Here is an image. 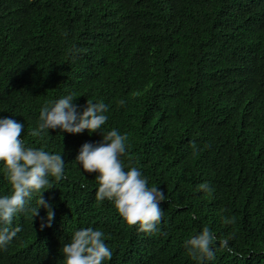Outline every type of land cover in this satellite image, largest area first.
Listing matches in <instances>:
<instances>
[{
  "label": "trees",
  "instance_id": "trees-1",
  "mask_svg": "<svg viewBox=\"0 0 264 264\" xmlns=\"http://www.w3.org/2000/svg\"><path fill=\"white\" fill-rule=\"evenodd\" d=\"M69 94L78 112L88 99L107 106L101 133L30 135L40 109ZM0 118L65 161L42 193L51 226L40 228L43 207L29 211L33 193L0 264H64L63 244L88 227L105 234L104 264H264V0H0ZM113 129L127 135L125 169L166 195L152 233L97 200L96 173L75 161ZM11 191L0 162V196ZM205 226L215 258L199 262L184 242ZM224 238L236 255L220 249Z\"/></svg>",
  "mask_w": 264,
  "mask_h": 264
},
{
  "label": "clouds",
  "instance_id": "clouds-1",
  "mask_svg": "<svg viewBox=\"0 0 264 264\" xmlns=\"http://www.w3.org/2000/svg\"><path fill=\"white\" fill-rule=\"evenodd\" d=\"M74 94L46 103L40 109L38 127L30 132L33 137L40 136L49 129L59 128L63 132L78 134L87 130L90 134L100 132L108 117L107 106L88 99L82 112H78ZM123 105L124 101H120ZM24 125L11 118H0V162L3 163L6 178L12 191L0 196V248L6 246L22 229L11 227L14 216L25 211L33 193H39L38 207L29 211L33 217L43 207L46 218H42L41 230L51 226L55 213L53 207L42 196L50 189L49 176L56 181L64 178L65 161L61 153H49L43 148L27 147L22 137ZM101 133V132H100ZM127 135L113 129L102 134L99 143L85 142L79 149L75 161L86 173H96L98 184L96 199L113 202L118 214L129 226H139V231L152 233L163 218L160 207L166 201V195L158 187L148 186V180L135 166L127 170L121 160L126 154ZM131 165V158H129ZM83 187V185H81ZM46 189V190H45ZM198 190L212 194L208 183H202ZM195 218V217H194ZM225 219V223H234ZM105 234L91 227L75 231L71 240L60 249L64 264H104L112 259L113 253L105 242ZM217 237L205 226L202 231L184 242L188 255L196 261L213 260L214 244ZM227 238L219 240V247L236 255Z\"/></svg>",
  "mask_w": 264,
  "mask_h": 264
}]
</instances>
